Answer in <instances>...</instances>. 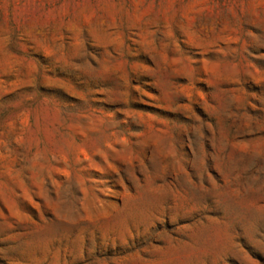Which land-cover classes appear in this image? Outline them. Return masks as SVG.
<instances>
[{"label": "rangeland", "instance_id": "374dc122", "mask_svg": "<svg viewBox=\"0 0 264 264\" xmlns=\"http://www.w3.org/2000/svg\"><path fill=\"white\" fill-rule=\"evenodd\" d=\"M0 264H264V0H0Z\"/></svg>", "mask_w": 264, "mask_h": 264}]
</instances>
